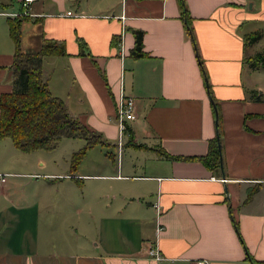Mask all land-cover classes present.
Segmentation results:
<instances>
[{
    "label": "crops",
    "instance_id": "obj_1",
    "mask_svg": "<svg viewBox=\"0 0 264 264\" xmlns=\"http://www.w3.org/2000/svg\"><path fill=\"white\" fill-rule=\"evenodd\" d=\"M20 2L0 0V95L13 89L7 19ZM183 2L185 17L180 0L30 4L20 49L35 52L44 39L64 46V55L42 60L50 93L102 134L109 145L96 146L106 156L117 149L121 158L104 163L103 173L81 164L69 174L36 154L43 150L22 152L0 139V264L264 261V61L248 59L264 52V0ZM135 31L142 58L130 56ZM252 32L259 38L246 43ZM208 88L219 115L222 175L183 159L206 154L215 137ZM120 92L133 98L135 114L121 146ZM63 186L66 194L46 193ZM151 245L161 259L148 257Z\"/></svg>",
    "mask_w": 264,
    "mask_h": 264
},
{
    "label": "trees",
    "instance_id": "obj_2",
    "mask_svg": "<svg viewBox=\"0 0 264 264\" xmlns=\"http://www.w3.org/2000/svg\"><path fill=\"white\" fill-rule=\"evenodd\" d=\"M182 17H185V6L180 0ZM23 17L8 18V31L14 44V53L10 64L13 89L8 93L0 95V139L9 138L15 148L22 152L33 150H52L64 138L82 139L84 145L77 152L73 153L71 169L79 163L86 151L96 145L108 146L109 143L102 134L88 128L77 117L71 115L64 101L53 96L47 86L46 77L42 70V60L45 56L64 55L65 49L62 44L53 39H44L39 50L35 52H23L20 49V26ZM185 26L190 40L194 43L189 17L186 16ZM259 38L257 32L244 36L246 43H253ZM146 54L142 50V33L134 32V45L130 56L142 58ZM249 61L255 65L264 61V52L256 53ZM202 72L201 62L198 59ZM204 83L207 84L204 74ZM211 97V92L208 88ZM213 113L217 105L211 97ZM216 107V108H215ZM218 110L216 111V134L208 143L206 154L198 157H184L183 159H195L200 161L207 169L217 175H222V162L220 164L221 150L218 147L221 143L218 130ZM180 159V157H175ZM246 259L251 264H264V261H257L250 255Z\"/></svg>",
    "mask_w": 264,
    "mask_h": 264
},
{
    "label": "rangeland",
    "instance_id": "obj_3",
    "mask_svg": "<svg viewBox=\"0 0 264 264\" xmlns=\"http://www.w3.org/2000/svg\"><path fill=\"white\" fill-rule=\"evenodd\" d=\"M83 145H84V141L82 139H62L54 149L49 151L48 150L38 151L39 153L36 154L37 155L39 154L41 156V159L46 161L55 160L58 164L59 162H61L63 173H69V174H74V172H76L77 169H79V166L81 164L86 165V170H90V167L93 166L92 169H94L95 173H103L104 171H107V168L105 167L104 163H107L109 165L115 164V162H117V160H120L121 158V152L119 153L117 149L112 150L114 154V158L112 156H110L109 158V156L105 155L104 148L95 146L86 151L84 156L80 159L79 163L75 167V170H73L71 169L72 155L73 153L77 152L80 148H82ZM32 161H34V159H32ZM77 172H81V170ZM22 180L24 181V179ZM64 180L76 181L75 178L64 179ZM66 191L67 188L63 186L60 192L59 190L56 191L52 189L51 191H48L46 193H48L49 196L50 195L53 196L57 194H66L67 193ZM72 193L74 194V192ZM50 205L59 206V204H50Z\"/></svg>",
    "mask_w": 264,
    "mask_h": 264
},
{
    "label": "built area",
    "instance_id": "obj_4",
    "mask_svg": "<svg viewBox=\"0 0 264 264\" xmlns=\"http://www.w3.org/2000/svg\"><path fill=\"white\" fill-rule=\"evenodd\" d=\"M34 0H21L20 2V9L17 12L12 13V17H29L32 16V13L30 12V4ZM67 15H71L70 11L66 12ZM116 112H117V119H118V145L121 146V140L124 134L126 133V123L130 120H133L135 118L134 114V101L133 98L130 96L124 95L122 92H120L117 103H116ZM5 174H0V181L4 180ZM156 210H159V207L157 204L153 205ZM161 226L157 224L156 226V232L161 230ZM147 255L149 258L154 260H159L162 257L158 253L157 248L154 245H151L147 250ZM196 264H208L206 260H198Z\"/></svg>",
    "mask_w": 264,
    "mask_h": 264
},
{
    "label": "water",
    "instance_id": "obj_5",
    "mask_svg": "<svg viewBox=\"0 0 264 264\" xmlns=\"http://www.w3.org/2000/svg\"><path fill=\"white\" fill-rule=\"evenodd\" d=\"M216 110H215V121H216ZM218 147H219V149H220V144H219V142H218ZM220 164H221V158H220Z\"/></svg>",
    "mask_w": 264,
    "mask_h": 264
}]
</instances>
